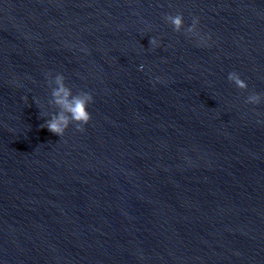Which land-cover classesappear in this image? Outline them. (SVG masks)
Wrapping results in <instances>:
<instances>
[{"label":"water","instance_id":"water-1","mask_svg":"<svg viewBox=\"0 0 264 264\" xmlns=\"http://www.w3.org/2000/svg\"><path fill=\"white\" fill-rule=\"evenodd\" d=\"M47 73L92 94L84 131L41 127ZM253 92L264 0H0V264H264Z\"/></svg>","mask_w":264,"mask_h":264},{"label":"clouds","instance_id":"clouds-1","mask_svg":"<svg viewBox=\"0 0 264 264\" xmlns=\"http://www.w3.org/2000/svg\"><path fill=\"white\" fill-rule=\"evenodd\" d=\"M164 20L173 28V31L177 33L183 31L189 38L203 40V37H200L198 33L199 17H193L188 27H185L182 13L166 14ZM149 43L152 48L159 46V41L155 37H151ZM142 68L143 66H141ZM227 78L238 89L247 90V83L241 79L237 72H230ZM46 79L48 86L51 87V100L49 102L54 104L58 111L46 119L41 127H46L48 131L59 137H62L68 127L73 124L78 131H84V126L91 120L88 106L93 102L92 94L87 91L73 94L72 89L65 83L64 75L60 73L55 74V76L47 73ZM24 99L27 98L25 97ZM262 101H264V95L255 92L246 97V103L248 104L257 105Z\"/></svg>","mask_w":264,"mask_h":264}]
</instances>
